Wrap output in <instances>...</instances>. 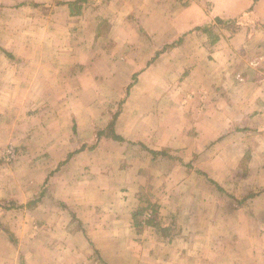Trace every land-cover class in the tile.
Returning <instances> with one entry per match:
<instances>
[{
    "label": "crops",
    "instance_id": "crops-1",
    "mask_svg": "<svg viewBox=\"0 0 264 264\" xmlns=\"http://www.w3.org/2000/svg\"><path fill=\"white\" fill-rule=\"evenodd\" d=\"M0 264H264V0H0Z\"/></svg>",
    "mask_w": 264,
    "mask_h": 264
},
{
    "label": "trees",
    "instance_id": "trees-1",
    "mask_svg": "<svg viewBox=\"0 0 264 264\" xmlns=\"http://www.w3.org/2000/svg\"><path fill=\"white\" fill-rule=\"evenodd\" d=\"M217 21H220V19L219 20H217ZM210 29L211 28H209V27H205L204 28V30H205V32H209L210 31ZM119 139V138H118ZM152 153H154V154H156L157 152H152ZM6 203V205H3L2 207H4V209H6V210H9V209H13L14 208V206L13 205H9L7 202H5ZM11 204V203H10ZM155 218H156V216H155ZM134 221H135V227L137 228V229H139V228H141L142 227V224H141V220H139V213H135L134 214Z\"/></svg>",
    "mask_w": 264,
    "mask_h": 264
}]
</instances>
